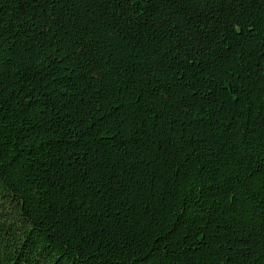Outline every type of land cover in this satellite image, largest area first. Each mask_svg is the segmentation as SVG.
Instances as JSON below:
<instances>
[{"label": "trees", "instance_id": "obj_1", "mask_svg": "<svg viewBox=\"0 0 264 264\" xmlns=\"http://www.w3.org/2000/svg\"><path fill=\"white\" fill-rule=\"evenodd\" d=\"M0 52L10 137L0 197L15 204L0 214V264H24L36 247L59 255L81 227L100 241L92 264H220L224 255L253 264L242 241L264 249V184L241 189L234 206L182 193L206 177L247 175L253 154H264V80L250 71L264 65V0H206L196 15L185 0H154L151 18L133 24L98 0H0ZM221 81L243 92L241 103L225 101ZM166 88L176 103L161 107ZM193 94L185 110L181 97ZM88 125L84 145L75 129ZM229 125L243 134L226 139ZM54 146L34 168L30 154ZM40 178L55 187L38 200ZM202 227L217 233L207 249Z\"/></svg>", "mask_w": 264, "mask_h": 264}, {"label": "snow or ice", "instance_id": "obj_2", "mask_svg": "<svg viewBox=\"0 0 264 264\" xmlns=\"http://www.w3.org/2000/svg\"><path fill=\"white\" fill-rule=\"evenodd\" d=\"M99 3H105L109 6H113V11L115 15L119 17L121 20L126 23L133 24L138 21L145 20V18H151L153 13L154 0H98ZM206 3V0H185V14L187 15H196L197 10L202 7V5ZM248 34L251 35V29H248ZM233 35H236L233 33ZM243 35V32L240 33ZM228 51H231V45L228 47ZM6 63L5 54L0 52V68L4 66ZM191 63V61H189ZM254 71L256 75H258L262 80H264V65H258L256 69L250 70ZM230 75V74H229ZM225 79H228V75L225 76ZM229 83L231 81L229 80ZM184 82L180 81L181 88L183 87ZM193 88L196 87L195 81L192 85ZM219 91L227 93L225 96V101L229 104H239L243 100V92L237 91L236 85L233 83L231 87L228 84L223 83L221 81ZM208 92L215 97L216 90L213 88H208ZM173 93L171 89H164L160 94V103L161 107L165 103L174 104L175 100L172 99ZM184 101L183 107L185 110L194 107V101L196 100V95L193 94L189 97H181ZM214 103V101H213ZM3 106L0 105V108ZM135 112V108L133 109ZM153 115L156 116L155 110L153 111ZM164 113L161 112L158 118H163ZM4 119L2 115H0V185L4 184V180L2 177L3 171V156L4 150L8 147V140L10 137H7L4 131ZM124 117H121L123 120ZM94 127V125H88L82 132L79 127L75 129L76 132L80 133L77 140H80L84 145L89 144V140L92 139V133L90 129ZM111 129V126H108ZM224 135L226 139L229 138H239L243 133L239 128H232L230 125L227 126L224 130ZM115 132L112 133L115 136ZM27 139V137H25ZM100 138V133H96V139ZM73 148L75 151H80V145L74 144ZM56 151H59L58 146H54L49 151L45 152L40 150L38 154H30L32 155V160L30 163L34 168H39L41 162L47 161L51 158ZM71 155V154H70ZM56 160H59V156H55ZM252 161V170L247 173V175L241 176L239 173L233 172L231 175H220V182L218 183L215 179L205 178L203 183L199 182H190L191 186L187 188L185 192L182 193V196L186 198L188 201L199 202L201 205H204L207 208H210L209 200L211 199L213 202L220 200H226L229 205H236L239 202L240 196L242 195L241 189L247 190L255 186L257 181L264 184V154L260 156H256L253 154V157L250 158ZM46 166V165H45ZM247 167V165H246ZM27 173L21 177L24 179L27 177ZM56 176H59L61 179L63 178L62 174L57 170L55 173ZM211 176V173H209ZM37 182V177L33 176L28 179V183L30 185H35ZM40 188L35 193L37 199H42L51 194L50 188H54L55 185L50 181H46L44 178H40ZM47 185V186H46ZM99 191V190H97ZM13 200L15 198H12ZM15 209L14 203H6L5 199L0 197V214H7V212ZM215 223V220L212 221ZM242 228H246V225H241ZM261 227H264V222H262ZM95 229H85L81 227L79 232H70L69 238L63 243V251L56 255L54 251H52L47 246L44 247H36L35 252L29 251V255L31 259H25L24 264H92L93 261H97L101 259V251L99 249L100 241L95 238ZM201 236V244L204 249L209 248L210 244L214 243L212 237L217 236L216 232L209 233L206 227H202L197 235ZM36 235V241H34V246L41 239L40 234ZM250 235V233H249ZM105 243H108L105 241ZM246 245L247 253L245 258L251 256L253 259V264H264V249H262L259 254L252 248L251 244H248L247 239L242 241ZM94 244L97 247L93 250L90 245ZM215 247L220 249V245L216 244ZM229 249H231V245H229ZM158 251V249L156 250ZM136 259V257H133ZM153 259L152 256L146 255L144 257V261H149ZM143 264V262H141ZM220 264H231V261L227 255L223 256V259L220 261Z\"/></svg>", "mask_w": 264, "mask_h": 264}]
</instances>
